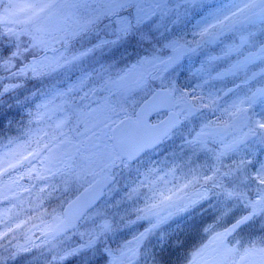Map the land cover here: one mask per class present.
<instances>
[{
	"label": "rangeland",
	"instance_id": "1",
	"mask_svg": "<svg viewBox=\"0 0 264 264\" xmlns=\"http://www.w3.org/2000/svg\"><path fill=\"white\" fill-rule=\"evenodd\" d=\"M2 0H0L1 2ZM7 3L5 7L0 11V22L11 24L17 27H21L28 31L32 35V41L40 48L51 47L58 44L60 41L65 43L69 42L74 36L72 33L79 31L80 26L84 25L87 21L97 20L96 17L102 16H114L113 22L115 27H109V34H116L122 27H127L128 15L125 11L130 12L133 15L134 20L143 22L147 19L155 10V4L165 7L166 0H133L129 4H121L119 7L110 4L109 0H99L100 4H95L93 0L89 1L88 5H85V0H5ZM196 3L194 0H192ZM197 1V0H196ZM215 1V0H208ZM225 1V2H224ZM218 3H224L218 12H213L212 17L204 15L197 19L194 23V28L198 31L206 30L204 35H215L217 32L213 30L215 25V18L226 17V21L221 23L219 29H222V34H225L229 27L238 25L239 28H243L246 24H243V20L248 11H253V15L250 20L254 18L257 22L262 21L257 16L264 17V0H218ZM83 7L87 14L80 15L77 13V8ZM238 12L239 16L235 18L234 13ZM263 13V14H261ZM179 19V18H178ZM243 23L241 24V22ZM168 24H163V27H155L156 33L162 37L164 45L170 48L178 47L182 44L188 46L187 57L190 59L205 53L206 50L202 48L204 44H210L215 42H221L220 36L204 37L203 44H187L184 39L175 37L171 34V29L178 23L177 21H169ZM230 27V28H231ZM234 36H239L238 31H234ZM38 41L37 42H35ZM246 41L244 36L243 42ZM230 47V46H229ZM66 50V49H65ZM234 50H236L234 44ZM223 52L227 53L228 43L224 44ZM66 52H69L67 50ZM65 53V52H64ZM60 51L56 54H46L41 58H34L28 67H45L49 70L48 82L39 86L36 91L22 94V102L24 96L28 94L33 96L36 92L42 89H49L48 86L53 85L54 88L49 96L45 97L42 101L36 104L34 110L26 115L18 125L10 124L0 133V164L2 165L0 174V225H5L4 220L14 213L9 210L14 209L17 205L26 204L25 196L27 191L22 195L19 194L23 188L27 187V184L17 181L15 175L5 176L4 173H12L11 168H14L18 164H22L28 160L33 162V172H37V180L40 184L37 186L38 190H43L45 194L51 190L53 182V175L55 170L62 168L65 172L62 174V183L68 186H81L79 182H84L95 177V172L100 170H107V154L111 151L109 147V141L112 136L111 127L114 122L119 120V116L126 112L128 107L124 106L123 100L127 98L136 99L134 96L135 91L143 90L147 74L152 70L153 63L157 60V57L142 58L135 63H131L128 58L117 59L119 65L106 66L104 69H100L97 72L98 83L100 86L96 89L99 93H105L98 96L99 101L97 107L86 106V103L78 104L74 107L70 106V102H74L70 98L69 94L74 91L66 88H58L55 83L59 80V74L64 71V66H73L77 59L67 57ZM264 54V50L262 52ZM222 54L207 55L202 61L203 66L199 68L191 69L189 77L194 78V83L187 80L188 89H196L200 92L201 83L199 78L203 69L206 67L207 71H212V75L215 74L216 62L221 58ZM258 59L252 60H240V57L236 60L238 72H245L248 68V64L255 63ZM50 62L51 64L47 66ZM62 63L61 66H58ZM70 64V65H68ZM196 67V66H195ZM234 68V65H233ZM166 69V68H164ZM163 69V70H164ZM231 66L216 73V83L212 84V92L217 96L218 89L223 85L226 74H231ZM253 76L252 73L249 75ZM155 78L161 81H166V72H161L159 75H155ZM89 82L92 83L90 76H80L78 79L72 82ZM175 83V82H174ZM103 84H107L103 87ZM172 84V83H171ZM173 85V84H172ZM56 89V90H55ZM116 93V95H114ZM180 95H178L179 97ZM243 92H239L233 98L230 99L231 104H238L242 99ZM40 100V99H39ZM39 100H35L39 101ZM179 101V102H178ZM256 99L253 101L254 103ZM261 103L259 108V121L264 123V94L258 100ZM68 102V103H67ZM177 105L180 108H184V113L191 115H198L197 109L188 106V99L177 98ZM28 111V110H27ZM70 112L78 113V120L74 123L70 119ZM247 109H241L234 117L233 124L228 123L223 127V130L216 129L214 127L209 128L206 125H202L196 129L194 137L186 139L182 144V150H176L170 152V154L164 157V166L159 169L155 175H148L145 179L147 185L157 182L162 179V183H168L169 175H173L176 172V166L181 165L183 168V177L190 180V177L196 173H199L203 169V155L210 151L207 147V137H215L220 140L224 153H231L234 148V160L238 161V167L246 170L248 168L247 161H245L244 149L247 147L240 145V140L243 138V123L245 113ZM96 115L94 117L93 115ZM86 117H89L86 120ZM2 118V117H1ZM86 120L84 127L94 128L92 136L86 135L81 132L82 126L79 124ZM116 135L112 136V139ZM39 140L43 143L39 145ZM31 142V147L29 146ZM61 146V150L57 151V147ZM48 150V151H47ZM189 150L190 153L182 154L183 151ZM46 151V152H45ZM211 152V151H210ZM238 156V157H236ZM79 158V160H77ZM261 163L255 170L257 175L253 177V173L248 168V173H242L241 175L234 176V194H241L243 198L251 204L252 208L255 206L258 209H264L263 197H264V155L260 157ZM39 163V168L37 164ZM109 162V164H111ZM78 167L79 169H75ZM237 166H234V172ZM76 179V181H74ZM257 189L258 196L256 198H250L245 196L246 190ZM65 193L68 191V187L63 190ZM127 197H123V191L118 189L116 191V197L107 201L104 206L99 210V214H103L104 218L101 219L102 226H106L110 229L114 228L115 224H119L120 220L125 217L126 214H122V210L125 209L124 202L128 201L130 204L136 198L139 191L135 190L127 191ZM225 198H220L218 204L225 203ZM9 204L10 207L7 206ZM239 204V203H238ZM129 209V208H128ZM166 204L162 203V209H158L156 213L157 217L164 214ZM239 210L238 205L234 207V214ZM257 211V213L262 212ZM230 215L224 217V222L228 220ZM111 217V218H108ZM112 218H116L115 224ZM14 222V220H13ZM49 223L45 224V227H49ZM115 231V230H114ZM116 233V231H115ZM130 255V254H128ZM129 257H133V254ZM119 258V257H117ZM223 258L221 256H215L214 261L210 263L200 259L199 264H217ZM117 262L118 259L116 260ZM192 264H197L194 260ZM234 264H264V246H256L248 248L240 256L234 259Z\"/></svg>",
	"mask_w": 264,
	"mask_h": 264
},
{
	"label": "water",
	"instance_id": "2",
	"mask_svg": "<svg viewBox=\"0 0 264 264\" xmlns=\"http://www.w3.org/2000/svg\"><path fill=\"white\" fill-rule=\"evenodd\" d=\"M147 124L143 122L137 127H134V129L127 133L125 137L124 147L128 145H136L137 149L135 153L131 156H136L139 154L142 150H144L146 147L151 146L152 144L156 143V141L159 139V137H153L155 127L146 126ZM123 144V142L121 143ZM127 154V153H126ZM105 182L100 183L98 191L91 196L89 199H86L88 197V193H84L80 195L77 199L74 200L72 203V206L76 209V213H74L72 217V222L67 228L72 227L80 218V216L83 214V212L89 208L91 205L94 204V202L97 200L99 195L101 194V191L103 189Z\"/></svg>",
	"mask_w": 264,
	"mask_h": 264
},
{
	"label": "trees",
	"instance_id": "3",
	"mask_svg": "<svg viewBox=\"0 0 264 264\" xmlns=\"http://www.w3.org/2000/svg\"><path fill=\"white\" fill-rule=\"evenodd\" d=\"M15 34L4 30L3 27H0L1 59L10 55L11 53H13L16 57L15 51H19L20 49H22V45L25 43V35L23 32H16ZM2 91L3 89L0 87V92Z\"/></svg>",
	"mask_w": 264,
	"mask_h": 264
},
{
	"label": "snow or ice",
	"instance_id": "4",
	"mask_svg": "<svg viewBox=\"0 0 264 264\" xmlns=\"http://www.w3.org/2000/svg\"><path fill=\"white\" fill-rule=\"evenodd\" d=\"M133 2V0H109V3L110 4H113V5H115V6H117V7H119L121 4H129V3H132ZM99 17H96L95 19H98ZM94 21L93 20H90V21H87L84 25H81L80 26V29L79 30H84V28H86V27H88L90 24H92ZM127 27H122L121 29H119V31L120 32H122V33H126L127 32ZM73 35H75L76 33L74 32V33H72ZM106 43H108V41H101L98 45H97V47H100L101 45H103V44H106ZM89 51H91L90 49H89ZM80 55H83V53H81ZM72 59L74 60V59H77V57H72ZM22 72L24 71L23 69L21 70ZM34 71V74H36L35 73V70H33ZM83 83V81H80V83L79 84H77V85H74V87H79L80 86V84H82ZM261 210H264V209H258V208H256L255 206H253V212H257V211H261ZM249 217L248 216H245V217H242L241 218V220L240 221H237V224H239V223H241L242 221H244V220H247ZM64 223V221H59V224H63ZM59 226V225H58ZM236 227V224H234V225H232L230 228H228V229H226L225 230V232H230V231H232L234 228ZM223 236H224V233H218L217 234V237L218 238H223ZM65 255H67V254H65ZM64 257L62 256V257H60V259H63Z\"/></svg>",
	"mask_w": 264,
	"mask_h": 264
}]
</instances>
